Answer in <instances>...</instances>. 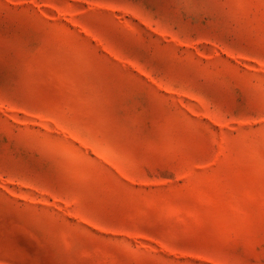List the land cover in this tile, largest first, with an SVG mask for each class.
Instances as JSON below:
<instances>
[{
  "label": "rangeland",
  "instance_id": "374dc122",
  "mask_svg": "<svg viewBox=\"0 0 264 264\" xmlns=\"http://www.w3.org/2000/svg\"><path fill=\"white\" fill-rule=\"evenodd\" d=\"M262 121L264 0H0V264H264Z\"/></svg>",
  "mask_w": 264,
  "mask_h": 264
},
{
  "label": "snow or ice",
  "instance_id": "6c2138e0",
  "mask_svg": "<svg viewBox=\"0 0 264 264\" xmlns=\"http://www.w3.org/2000/svg\"><path fill=\"white\" fill-rule=\"evenodd\" d=\"M260 125H261V126H264V121L260 122ZM214 151H215V149H211V150H210V153H211V152H214Z\"/></svg>",
  "mask_w": 264,
  "mask_h": 264
}]
</instances>
